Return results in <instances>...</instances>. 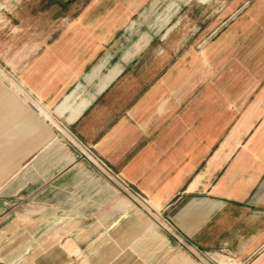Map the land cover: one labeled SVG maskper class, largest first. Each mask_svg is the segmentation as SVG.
Here are the masks:
<instances>
[{
  "label": "crops",
  "instance_id": "obj_1",
  "mask_svg": "<svg viewBox=\"0 0 264 264\" xmlns=\"http://www.w3.org/2000/svg\"><path fill=\"white\" fill-rule=\"evenodd\" d=\"M238 1L249 6L248 0ZM249 9L264 16V0ZM87 17L81 13L63 28L43 32L35 46L22 48V58L9 64L42 110L92 146L124 184L116 194L103 186L102 206L94 212L85 208L84 221L63 219L70 239L61 246L69 253L62 255L60 245L54 246L42 254L43 262L264 264V83L254 78L250 87L260 91L245 94L239 106L230 101L229 111L222 112L219 100L211 104L202 91L210 79L191 76L188 56L174 64L164 50L160 58L129 64L130 52L123 51L113 62L110 24L116 15ZM214 50L208 58L217 55ZM216 65L213 59L206 67L213 72ZM254 108L258 111L251 115ZM22 111L0 115L13 118L0 124L5 133L0 138V229L5 230L13 229L4 224L13 215L45 213L18 201L36 197L46 183L55 197L60 181L80 180L89 187L80 192L87 198L92 185L101 182L83 171L84 163L60 142L56 128L28 106ZM31 152L22 165L15 163ZM135 199L147 204L145 210ZM60 223L43 220L35 229L39 234L62 229Z\"/></svg>",
  "mask_w": 264,
  "mask_h": 264
},
{
  "label": "rangeland",
  "instance_id": "obj_2",
  "mask_svg": "<svg viewBox=\"0 0 264 264\" xmlns=\"http://www.w3.org/2000/svg\"><path fill=\"white\" fill-rule=\"evenodd\" d=\"M248 1V7L257 2ZM172 3H175V6L169 12L168 8ZM248 7L238 0H0V95L6 94L0 96V106L6 99L11 98L12 93L17 98H23V94H16L8 82V79L17 82L9 64L22 58V48L35 46L43 32L61 29L75 16L86 12L90 21L100 14L116 15L117 20L110 24V46L116 52L113 62L123 51L130 52L125 61L129 64L135 60L147 63L150 59L160 58L164 56V50H167L174 64L181 57L188 56V64L193 67L191 76L196 78L198 75L205 81L210 79L202 88L205 95L209 96L210 103L214 100L216 105L219 100L222 112L229 111L230 101L234 103L233 106H239L240 99L245 94L255 95L260 91V87H250L254 78H259L264 83V16L261 12H250ZM207 48L215 49L217 55L208 58L212 50L209 55H205ZM202 54L203 56H200ZM213 59L215 64L218 63L219 69L212 72L206 65ZM196 60L199 61L198 65ZM26 106L36 113L30 103H26ZM255 108L253 114L258 111H255ZM12 119H1L0 124L10 123ZM246 122L243 121L245 124ZM57 123L65 133L55 131L60 142L69 144L76 160L84 163L86 169L83 171H87L92 179L102 183H92V196L87 198H84L83 194L80 195V192L85 191V187L89 189L84 182H69L65 179L54 188L55 197L49 196L52 192L46 191L49 185L46 183L37 191L36 197L20 199V205L45 213L17 214L4 221V224H12L13 229H0V264H46L42 254L54 250V246L58 245L64 250L61 251L62 255L68 254V247L61 246L64 241L70 239L68 224H63L62 220L71 217L72 222L84 221L85 208L93 207L94 212L102 206L100 193L103 186H107L114 194L118 188L121 190L124 186L116 178H122L120 172L92 146L78 140L62 120ZM46 124L55 130L49 123ZM1 137H5L3 131L0 132ZM85 148L101 160L113 174L102 170L96 160H87ZM30 155L32 152L15 163L22 165ZM134 201L137 206L140 205L141 210H145L147 204L140 199ZM97 215L94 213L93 217ZM88 216L86 222L91 224L94 220ZM43 220L46 223L60 220L59 226L62 229H48L39 234L35 226L42 224Z\"/></svg>",
  "mask_w": 264,
  "mask_h": 264
},
{
  "label": "bare ground",
  "instance_id": "obj_3",
  "mask_svg": "<svg viewBox=\"0 0 264 264\" xmlns=\"http://www.w3.org/2000/svg\"><path fill=\"white\" fill-rule=\"evenodd\" d=\"M9 75V74H8ZM10 77V76H9ZM8 82L10 84L11 89L16 93V94H23V98H17L16 95H14V93H12L11 98L6 99V101L2 104V106L0 107V115H3L6 111L8 113L15 115H20V113H23V109L26 106V103H30L31 106L36 110V116H38L39 118H41V121H46L48 122L51 126H53L54 128H56L59 132L64 133L63 129H61L59 127V125L52 119V117L45 112L44 110H42V108L40 107V105L34 100L32 99L29 94L27 92L24 91V89L22 88L21 84L19 82H15L13 79H8ZM6 95L4 93H1L0 96ZM16 100V101H15ZM18 101V102H17ZM4 110V111H3ZM11 110V112H10ZM257 113V112H255ZM255 113L251 114V115H255ZM4 120H6L7 118H4ZM3 120V121H4ZM2 121V122H3ZM21 127V126H19ZM52 131V130H51ZM40 132V131H39ZM37 132H34V134ZM38 134V133H37ZM65 134V133H64ZM48 139V138H47ZM64 139V138H63ZM45 140V139H44ZM5 146V145H4ZM16 171L9 177H14L16 175ZM8 178V179H9ZM4 184V182L2 184H0V189L2 187V185ZM121 201V200H120ZM118 203V202H117ZM119 204V203H118ZM123 206V205H122ZM128 207V206H127ZM19 217V216H18ZM21 218V217H20ZM154 224V223H153ZM156 225V224H155ZM152 229V227H151ZM162 232V231H161ZM163 233V232H162ZM159 235V234H158ZM154 239V238H153ZM80 247V246H79ZM170 247V246H169ZM167 248V247H166ZM79 252V251H77ZM188 256V255H187ZM86 262V261H85Z\"/></svg>",
  "mask_w": 264,
  "mask_h": 264
},
{
  "label": "built area",
  "instance_id": "obj_4",
  "mask_svg": "<svg viewBox=\"0 0 264 264\" xmlns=\"http://www.w3.org/2000/svg\"><path fill=\"white\" fill-rule=\"evenodd\" d=\"M86 151H87V153H85V156H86L87 160L93 161V162L96 160L102 166L101 167L102 170H105L106 172H108V173L110 172L111 174H113L112 171L109 168H107V166L101 160H99L89 149H86ZM116 178L119 179L118 176H116Z\"/></svg>",
  "mask_w": 264,
  "mask_h": 264
}]
</instances>
